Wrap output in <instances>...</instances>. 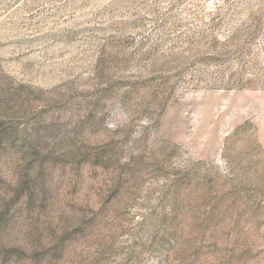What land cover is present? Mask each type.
I'll return each instance as SVG.
<instances>
[{
    "label": "rangeland",
    "instance_id": "374dc122",
    "mask_svg": "<svg viewBox=\"0 0 264 264\" xmlns=\"http://www.w3.org/2000/svg\"><path fill=\"white\" fill-rule=\"evenodd\" d=\"M0 264H264V0H0Z\"/></svg>",
    "mask_w": 264,
    "mask_h": 264
}]
</instances>
